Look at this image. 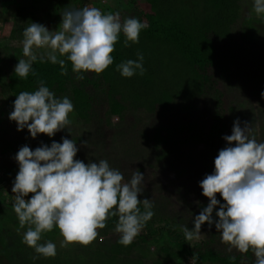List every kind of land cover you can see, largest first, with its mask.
Returning <instances> with one entry per match:
<instances>
[{
  "label": "trees",
  "instance_id": "1",
  "mask_svg": "<svg viewBox=\"0 0 264 264\" xmlns=\"http://www.w3.org/2000/svg\"><path fill=\"white\" fill-rule=\"evenodd\" d=\"M5 1L0 0V5ZM86 1L92 0H46L45 9L40 12L45 18L54 19L64 9L76 10L78 6H83ZM95 2L99 4V0ZM238 2L239 0H144L143 9L135 3H131L129 10H121L119 7L116 10L109 9L107 13L119 12L122 22L126 18H136L145 23L147 27L141 30L139 42L130 44L128 47L124 46L125 37L121 34L112 53L113 64L99 75L90 72L83 73L85 77L83 80L75 78L76 74L72 72L71 64L67 61L68 74L66 76L60 74L59 64H53L46 58L41 61L38 57L32 63L27 78L22 79L16 76L14 73L15 66L12 67L3 76V82H0L2 88L5 89V95L8 97L7 109L4 110L0 105V159H12L11 161L17 162L15 156L21 147L28 146L35 150L37 143L41 144L42 141H35V145L28 144V139L24 140V138L19 139V141L3 138V135L5 136L11 128L10 124L17 125L14 121L9 120L16 96L22 91L33 92L38 90L40 81H43L44 86L48 87L56 98L67 97L74 106L72 112L74 118L79 123L91 125L97 133L102 128L101 121L102 125L111 127V119L118 122L129 110L152 114L153 112L164 111L165 108L170 107V104L178 102L186 104L181 107V110L187 111L189 110L187 103L202 99L208 104L206 111L210 114V122L203 138L200 139L193 133L194 123L188 122L170 127L154 128L151 137L146 139L151 142L155 150L160 151L157 156L159 159H163L167 153H172L176 146L188 143L204 145L208 153H214L215 142L222 138L227 127L226 123L222 121L221 114L217 113V106L220 105V94L211 89L208 70H217L221 80L225 82L229 80L230 71H233L234 75L238 72L240 74L238 81L249 84L251 94L256 99H264L262 96L264 93V62L260 63L254 58L246 64L242 61L241 72L236 61V55L228 47L218 49L216 46L218 42L230 38V26L239 18ZM39 8V6H35L32 7L31 12H24L21 8L17 9L16 7L17 13L14 15L15 20L8 37L10 40H23V30L21 26H18L19 21L26 24L32 23L34 14ZM260 21V19L244 18L243 25L246 31L241 33L244 41L252 42L258 38L255 25ZM261 36L264 37V28ZM0 49L5 52L8 51L9 47L3 46ZM15 52L19 54L17 50ZM138 53H141L144 58L143 67L145 71L143 75L137 71L131 78L123 77L116 70V66L127 60H138ZM251 57L254 56L251 55ZM14 63L15 65L18 64V62ZM176 65L182 69L171 72L173 75L167 77L174 78L176 76L182 79L184 76L187 82L189 79L190 87L193 90L191 97L185 95L183 98L172 95L174 94L172 92L175 87L174 84L164 86L163 89L159 86L164 81L162 73L172 66L178 67ZM100 96L101 99H99ZM98 103L106 105L103 120L97 119L94 114V107ZM93 123L95 124L93 125ZM261 130L264 135V124L261 125ZM43 140L44 145H51L49 140ZM73 141H78V139L75 138ZM163 149H167V151L163 153ZM215 158L207 159L208 167L213 171ZM18 171L19 169L14 167H0V206L3 204L4 206L7 205L8 209H13L12 187ZM7 178L10 180L6 181ZM3 191L7 192V197L2 196ZM142 196L143 193L139 196L141 201H143ZM30 198L31 194L26 197V199ZM143 199L145 198L143 197ZM217 199L223 203L220 196ZM151 202L154 215L147 223H164V227L149 229L145 224L143 235L135 237L129 246L118 243L120 236L115 237L107 245H98L90 257L92 264H146L144 261L146 255L150 256L149 258L152 260L150 264H185L186 261L189 264H255L254 260L252 261L253 253L251 251L247 254H241L235 249L229 251L228 245L227 250L223 248L225 244L221 242L220 233L215 232L214 224L210 228L205 223L201 228L213 230L215 233L212 231L209 233V237L217 238L219 240L218 247L222 249L214 248L215 239L212 240L211 238L206 242L189 245L183 229L186 226L189 230L194 229V217L200 214L209 201L197 206L193 212L189 211L190 214H188L187 219L172 214L170 209L168 212L169 204L165 198L159 197L152 199ZM140 208L143 212V204L140 205ZM216 211H218V207L214 209L213 219H216ZM11 220L15 226L19 227L17 216H7V213L0 208V264L88 263L82 258L78 259V257L69 261V253L67 252L66 255H63L62 260L59 255H55L56 261L42 256L36 258L37 254L35 251L30 253L32 248L22 242L23 238L21 239L7 228L2 227L3 221L8 223ZM117 221L118 217H109L106 227L98 230L100 233L98 236L106 237L109 234L117 233L115 232ZM151 244L155 248L149 252V245ZM88 260L90 261V259Z\"/></svg>",
  "mask_w": 264,
  "mask_h": 264
},
{
  "label": "clouds",
  "instance_id": "2",
  "mask_svg": "<svg viewBox=\"0 0 264 264\" xmlns=\"http://www.w3.org/2000/svg\"><path fill=\"white\" fill-rule=\"evenodd\" d=\"M253 10L258 16L264 14V0H254ZM145 27L136 18L122 22L119 12L104 13L95 6L66 10L56 31L37 23L25 28L22 51L27 59L19 60L14 73L27 78L38 58L33 50L42 49L40 60L59 64L62 76L68 74L66 61L77 80H83L87 72L102 74L113 64L112 53L120 35L128 47L139 42ZM137 55L138 60L116 66L123 77L131 78L137 71L143 75L144 58L141 53ZM73 110L67 97L56 98L40 81L38 90L16 96L9 120L17 124L18 131L27 128L33 139L41 134L52 138L70 125ZM251 132L250 125L241 127L236 120L232 134L223 137L228 146L216 156L214 172L199 184L209 203L194 217V229L186 226L183 233L188 240L198 239L203 224L210 228L214 224L229 251H251L255 264H264V142H257ZM78 151L72 139L62 138V142L53 141L35 150L23 146L15 156L19 171L12 187V207L19 227L27 226L22 242L34 249L36 258L55 257L54 243H40L42 235L54 229L62 237L60 247H87L97 239L98 230L106 227L109 217H118V243L129 246L154 215L152 202L139 199L144 176L138 169L125 182L124 175L111 168L107 160L85 163L76 159ZM29 194L31 198L26 199Z\"/></svg>",
  "mask_w": 264,
  "mask_h": 264
},
{
  "label": "rangeland",
  "instance_id": "3",
  "mask_svg": "<svg viewBox=\"0 0 264 264\" xmlns=\"http://www.w3.org/2000/svg\"><path fill=\"white\" fill-rule=\"evenodd\" d=\"M95 1L97 0L86 1L83 6H78L76 10H80L86 6H95L101 9L102 12L107 13L109 9L116 10L117 7L121 10H129L131 3H135L142 9L144 7V0H99V4ZM253 2L254 0H239V18L230 26V38L218 42L216 45L218 49L228 47L231 52L236 55V61L239 64V71L241 72L242 61L246 64L250 59L254 58L260 63L264 62V37L261 36L262 29L264 28V14L258 16L254 12ZM45 4L46 0H6L0 5V48L3 46L9 47L8 51L5 52L0 49L1 83L3 82V76L8 73L12 67L16 66L14 62H19L20 59H27L23 56L22 41H12L8 38L13 21L15 20L14 15L17 13L16 7L17 9L21 8L24 12H31L32 7L39 6L40 8L34 14L32 23L43 25L49 31L58 30L62 21V14L67 9H64L54 19L45 18L43 13L40 12L42 9H45ZM244 18L261 20L260 23L255 25L256 36L258 38L252 42L244 41L241 37L242 31H246L243 25ZM30 24L19 21L18 26H21L24 31ZM16 50L19 54H16ZM33 51L36 52L37 57H40L44 50L34 49ZM251 55L254 57H251ZM181 69L180 66H172L166 69L167 71L162 73L164 81L159 86L163 89L164 86H171L174 84L175 87L172 90L174 94L172 95H178L183 98L185 95L191 97L193 90L190 87L189 79L187 82L184 76L182 79L176 76L174 78H168L170 75H173L171 72L173 73V71ZM207 74L209 76L210 86L212 87L211 89L220 94V105L217 106V113L221 114L222 121L226 123L228 129H226V133H224L222 138L215 142V152L212 154L207 152L204 145L188 143L182 146H176L172 153H167V156L165 155L163 159H159L157 156L160 154V151L157 149L155 150L151 142L147 140L151 137L154 128L170 127L188 122L194 123L195 128L193 129V133L197 135L198 138H203L210 122V114L206 111L208 104L202 99L187 103L189 106V110L187 111L181 110V107L186 104L178 102L170 104V107L165 108L164 111L153 112L152 114L144 111L132 112L129 110L120 121L116 122L114 119H111V127L102 125L103 123L101 121L102 128L98 133L92 129L91 125L79 123L74 118L73 114L70 113V125H68L66 129L56 133L52 138L41 134L33 139L27 128L23 131H18L17 125L12 124H10L11 128L6 132L5 136L3 135V138L5 137V139L16 141L24 138V140L28 139V144L32 145L36 144L35 141H42L40 143L44 145L43 139L49 140L51 144L53 141L62 142V138L72 140L76 138L78 141L74 142L79 148L76 159L82 160L85 163L89 161L98 162L101 159L107 160L111 168L119 170L124 175L125 182L129 181L132 172L138 169L144 176V180L140 185L141 193H143L142 200H144L143 197L150 201L152 199H158L159 197L165 198L169 204L167 207L168 212L170 209L172 214L187 219L188 214H190L189 211L193 212L196 210L197 206L208 201V199L202 195V189L199 186L200 182L207 175L214 172L208 167L207 159L216 157L222 148L228 146L223 137L232 134L234 122L239 120L241 127L247 123L252 129L251 136H254L257 142H264V135L261 130V125L264 124V99H256V97L251 94L250 85L238 81V77L240 76L238 72L234 75L233 71H230L229 80L227 82L221 80L217 70L210 69ZM1 83L0 105H2V108L5 110L7 109L6 102L8 97L5 95V89L2 88ZM194 91L196 90L194 89ZM209 95L211 96L210 93ZM101 98L100 96L99 99ZM105 109L106 105L102 103H98L97 106L94 107V114L97 119H102ZM94 124L95 123H93V125ZM41 144L37 143V147L38 145L41 146ZM167 149H169V147H167ZM167 149H163V153H165ZM11 160L0 159V167H14L19 169L18 163ZM7 179L6 181L10 180L9 178ZM2 196L7 197V192L3 191ZM217 197H219V194H217ZM6 206L3 204L0 206L3 212L7 213V216H16L13 209H8ZM146 226L149 229H156L157 227H164V223H146ZM2 227L7 228L11 233L18 235L21 239L23 238L24 232L27 230V226L21 229L15 226L12 220L8 221V223L3 221ZM144 230L143 228L139 235H143ZM212 231L201 228V235L198 239H187L189 245L206 242L211 238L209 237V233ZM215 232H217V230ZM215 232L213 231V233ZM117 236H120V234H109L106 237L100 235L90 246L84 247V249L83 246L78 244L62 248L60 247L62 237L60 236L59 230L54 229L50 233L45 234L44 237L41 238L40 243L43 244L49 241L54 243L56 245V256L59 255L61 260L64 258L63 255H66L67 252L69 253V261L74 257H78V259L82 258L85 262H88L87 264H92L90 257L93 255V250H95L98 245L102 246L111 243ZM211 239H215L213 247H218L219 240L217 238ZM224 246L223 248L227 250V245ZM154 248L155 246L151 244L149 245L148 251L152 252ZM33 252L34 249H32L30 253ZM144 257L146 264L152 262L151 258H149L150 256L148 257L146 255ZM50 259L56 261L54 257ZM88 259H90V261ZM253 260L255 262L254 254L252 257V261ZM70 264H72V262H70ZM185 264L189 263L186 261Z\"/></svg>",
  "mask_w": 264,
  "mask_h": 264
}]
</instances>
